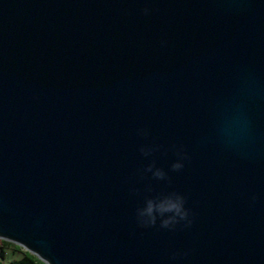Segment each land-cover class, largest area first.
Here are the masks:
<instances>
[{
  "label": "water",
  "instance_id": "1",
  "mask_svg": "<svg viewBox=\"0 0 264 264\" xmlns=\"http://www.w3.org/2000/svg\"><path fill=\"white\" fill-rule=\"evenodd\" d=\"M174 195L185 219L138 220ZM0 239L45 264H264V0H0Z\"/></svg>",
  "mask_w": 264,
  "mask_h": 264
},
{
  "label": "clouds",
  "instance_id": "2",
  "mask_svg": "<svg viewBox=\"0 0 264 264\" xmlns=\"http://www.w3.org/2000/svg\"><path fill=\"white\" fill-rule=\"evenodd\" d=\"M244 132L245 122L239 111L234 112L231 117L225 119L220 129L221 135L226 139L237 138ZM141 151L144 155H148L150 149H141ZM172 167L178 169L181 164L175 163ZM153 175L160 178L163 176V172L160 169H156L153 171ZM157 216L163 217L161 219L162 227H169L175 224L177 220L185 219L187 212L183 205V198L179 195H174L160 200L148 199L142 208L137 209V217L142 224L155 223Z\"/></svg>",
  "mask_w": 264,
  "mask_h": 264
},
{
  "label": "trees",
  "instance_id": "3",
  "mask_svg": "<svg viewBox=\"0 0 264 264\" xmlns=\"http://www.w3.org/2000/svg\"><path fill=\"white\" fill-rule=\"evenodd\" d=\"M6 246H12L22 254L21 258L12 260L9 264H45L37 256L25 251L22 247L2 239H0V264H3L1 258L5 256Z\"/></svg>",
  "mask_w": 264,
  "mask_h": 264
},
{
  "label": "rangeland",
  "instance_id": "4",
  "mask_svg": "<svg viewBox=\"0 0 264 264\" xmlns=\"http://www.w3.org/2000/svg\"><path fill=\"white\" fill-rule=\"evenodd\" d=\"M22 254L12 246L5 247V256L1 258L3 264H9L12 260L21 258Z\"/></svg>",
  "mask_w": 264,
  "mask_h": 264
}]
</instances>
